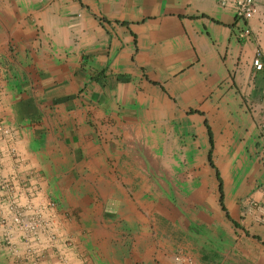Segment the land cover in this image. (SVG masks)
Masks as SVG:
<instances>
[{"label": "crops", "instance_id": "crops-1", "mask_svg": "<svg viewBox=\"0 0 264 264\" xmlns=\"http://www.w3.org/2000/svg\"><path fill=\"white\" fill-rule=\"evenodd\" d=\"M255 2L0 0V264H264Z\"/></svg>", "mask_w": 264, "mask_h": 264}, {"label": "built area", "instance_id": "built-area-1", "mask_svg": "<svg viewBox=\"0 0 264 264\" xmlns=\"http://www.w3.org/2000/svg\"><path fill=\"white\" fill-rule=\"evenodd\" d=\"M233 17L236 21V31L235 37L238 39L246 40L251 35V29L249 27V22L256 16L258 11V6L255 0H233ZM220 5H224L223 1L220 2ZM250 66L255 71H260L262 69L261 62V51L258 47L253 50V56L250 61ZM261 129H264V122L259 124ZM12 131L9 128H6L2 124H0V142L1 139L11 136ZM13 224L19 225L20 220L17 216L12 218ZM21 227V226H19ZM28 232H30L31 237L34 239L37 236V232H39L42 227L37 222H31L28 225H23ZM50 241H53V238L48 236ZM173 261L175 264H194V261L191 257H188L183 254H176L173 256Z\"/></svg>", "mask_w": 264, "mask_h": 264}, {"label": "rangeland", "instance_id": "rangeland-1", "mask_svg": "<svg viewBox=\"0 0 264 264\" xmlns=\"http://www.w3.org/2000/svg\"><path fill=\"white\" fill-rule=\"evenodd\" d=\"M244 245L242 246L243 248ZM245 246L248 247V249L251 248L249 244ZM208 264H251V258L250 254H247V256H241L239 254L235 255L233 251H226L221 255H212L211 261H209Z\"/></svg>", "mask_w": 264, "mask_h": 264}]
</instances>
